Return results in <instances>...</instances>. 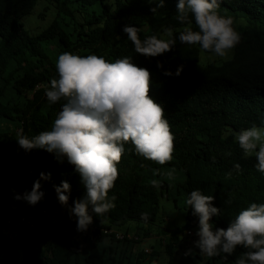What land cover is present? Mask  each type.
I'll return each instance as SVG.
<instances>
[{"label":"trees","instance_id":"obj_1","mask_svg":"<svg viewBox=\"0 0 264 264\" xmlns=\"http://www.w3.org/2000/svg\"><path fill=\"white\" fill-rule=\"evenodd\" d=\"M45 1L53 7V18L32 35L23 17L39 0H0V264H151L158 251L149 253L137 244L152 235L164 247L166 264H235L246 249L238 246L232 255L207 257L194 248L198 238L187 231L199 226V220L186 203L182 227L159 225L157 216L163 193L176 205L196 189L214 196V206L221 209L212 218L214 228L226 229L241 209L264 203V172L257 170L254 155L244 156L235 139L242 129L264 127V0H219V13L232 17L241 40L231 59L204 66L199 45L178 39L187 26L176 19L178 0H165L156 14L151 9L157 3L147 0ZM125 25L139 27L141 39H168L164 30L171 27L176 45L157 57L137 54L123 32ZM63 52L96 54L109 61L127 56L147 68L150 95L163 105L174 135L173 159L163 166L138 155L130 142L124 145L119 176L109 192V197L116 196L114 207L102 217L90 212L93 223L85 232L77 231V218L69 214L86 194L74 166L66 158L60 163L44 149L25 152L13 142L18 132L31 138L51 129L63 101L50 104L45 90L58 77L55 62ZM180 66L183 71L176 76ZM237 163L240 171L234 168ZM172 167L177 169L175 181L153 175V169ZM41 172L51 173L47 191L41 188L48 197L36 211L22 199L15 206L25 208L14 210L11 191L23 195ZM152 179L161 180V186L153 187ZM64 180L71 185L67 206L61 205L54 188ZM43 211L60 221L48 230L33 231L32 217ZM141 213H148L146 222ZM16 221L19 230L13 226ZM122 227L125 236L119 238L116 232ZM132 230L137 239L127 237ZM189 249L193 251L186 256Z\"/></svg>","mask_w":264,"mask_h":264},{"label":"clouds","instance_id":"obj_2","mask_svg":"<svg viewBox=\"0 0 264 264\" xmlns=\"http://www.w3.org/2000/svg\"><path fill=\"white\" fill-rule=\"evenodd\" d=\"M147 2L157 3L158 7L151 9L156 14L165 0ZM219 7V0H178L176 19L187 25L179 31L180 43L199 45L203 52L226 57L239 44L241 34L233 27L232 17L219 13ZM190 16L198 30L193 29ZM140 31L139 27L130 25L123 28L137 54L157 57L176 45L171 27L164 30L168 39L157 35L141 39ZM157 66L163 67L159 62ZM55 68L58 77L46 85L45 95L50 104L60 101L63 104L51 129L31 138L21 131L16 140L25 152L44 149L54 153L60 163L66 158L74 166L86 194L74 202L69 214L77 218V231L85 232L93 223L90 212L102 217L114 207L116 196L109 197V192L119 176L117 166L125 152L124 145L130 142L138 155L163 166L173 159L174 135L165 118L163 105L150 95V71L136 65L132 57L109 61L96 54L81 56L63 52L59 54ZM182 71L183 66L178 67L175 75L179 76ZM165 75L173 73L166 71ZM235 139L244 156L254 155L257 170L264 172V127L254 125L242 129L235 134ZM234 168L240 171L241 166L237 163ZM176 173L174 167L153 169L154 176L168 181H175ZM50 179L51 173L41 172L30 192L16 194L14 198L35 206L45 195L41 191V180ZM150 184L159 188L161 180L152 179ZM54 188L61 205L67 206L70 183L64 180ZM214 199V196L196 189L185 200L192 215L199 220L194 248L201 255L215 257L221 253L232 255L239 246L246 251L241 252L235 264H264V203H250L230 220L225 229L213 226L212 218L221 214V209L214 206ZM141 219L146 222L148 213H141ZM192 251L187 250L185 255H191Z\"/></svg>","mask_w":264,"mask_h":264},{"label":"rangeland","instance_id":"obj_3","mask_svg":"<svg viewBox=\"0 0 264 264\" xmlns=\"http://www.w3.org/2000/svg\"><path fill=\"white\" fill-rule=\"evenodd\" d=\"M49 7V9H47ZM53 18V7L48 4L45 0H39L36 7L33 9V11L30 14H27L23 17V20L26 24V27L29 29L31 34L35 35L39 32H41L43 29H45L51 22ZM234 55V49L230 50L228 55L224 58H220L215 56L211 53H206L203 51H200V64L201 65H207L209 63H217L221 64L226 60H229ZM14 143H17L16 138L13 139ZM42 189L44 191H47V184L45 180H41ZM31 189L29 190V192ZM16 195V191H11V199L13 201V209L17 211H22L23 208H30V210L36 211V207L41 204L44 199H46L48 196L45 193L44 197L41 199L39 203H37L35 206L30 205L29 203L25 204V207L22 206H15L16 199L14 198ZM24 202V203H25ZM160 202H161V209L159 211V214L157 216V223L159 225L165 226L167 228H177L182 227L185 224L186 220V206H185V200L181 199V201L176 205L175 201L168 197L166 193H163L160 195ZM60 221V218L56 217L52 214L51 211H43V212H37L32 217V230L33 231H43L48 230L49 227H51L54 223ZM13 226L16 228V230H19L20 223L16 221ZM199 226H196L193 230L194 237L198 238L196 236V232L198 231ZM126 227L120 228V232H124ZM132 235L134 234L133 230L130 232ZM138 249H148L149 253H153V251H158V256L151 264H166L167 256L165 254L164 247L161 245L160 240L157 236L152 235L151 237L144 239L141 243L137 244Z\"/></svg>","mask_w":264,"mask_h":264},{"label":"built area","instance_id":"obj_4","mask_svg":"<svg viewBox=\"0 0 264 264\" xmlns=\"http://www.w3.org/2000/svg\"><path fill=\"white\" fill-rule=\"evenodd\" d=\"M187 234L192 236V235H193V230H188V231H187ZM116 235H117L119 238H123V237L125 236V234H124L123 232H120V231H119V232L117 231V232H116ZM127 237H130V238H136V239H137V237H135V235H134V234L132 235L131 233H128V234H127ZM147 251H148V249H147Z\"/></svg>","mask_w":264,"mask_h":264}]
</instances>
